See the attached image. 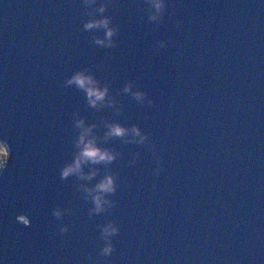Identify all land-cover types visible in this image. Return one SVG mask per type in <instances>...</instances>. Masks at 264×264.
Here are the masks:
<instances>
[{
  "label": "water",
  "instance_id": "1",
  "mask_svg": "<svg viewBox=\"0 0 264 264\" xmlns=\"http://www.w3.org/2000/svg\"><path fill=\"white\" fill-rule=\"evenodd\" d=\"M101 17L110 44L84 28ZM77 71L104 104L65 83ZM78 119L116 158L61 178ZM0 132V264H264V0H0ZM105 174L95 212L84 189Z\"/></svg>",
  "mask_w": 264,
  "mask_h": 264
},
{
  "label": "clouds",
  "instance_id": "2",
  "mask_svg": "<svg viewBox=\"0 0 264 264\" xmlns=\"http://www.w3.org/2000/svg\"><path fill=\"white\" fill-rule=\"evenodd\" d=\"M151 6L156 10L158 14L163 8V0H150ZM99 12H103L104 5L100 4L98 9ZM151 19H156V15H152ZM85 29L89 28H103L105 30V37L103 40L97 38V44H110L111 36L115 29L110 27V22L107 17H101L100 19H90L84 24ZM66 84H75L78 88L84 90L89 106L97 107L105 103V97L108 93L107 86H100L99 83L88 73L77 71L73 73L65 82ZM131 88L130 84H125L123 91L129 92ZM137 100L143 98V93L140 91L131 93ZM108 105L111 106V98L107 101ZM75 126L81 129L77 140L76 146L79 149L73 158L71 164H67L61 169V178H64L70 174L82 175L85 179H90L96 174L98 170L90 169L87 174L81 172V165L84 164H109L116 158V153L108 148H103L97 145L95 137L92 135V128L95 125H84L83 119L75 121ZM104 138L112 136H124L130 134L131 139L136 143H143L145 135L133 125L131 128H124L122 125L115 122L105 123ZM10 156V146L7 143L4 134L0 132V171L5 168ZM115 180L113 175L105 174L101 180H99L91 189L85 188L84 191L88 193L93 202L92 211L101 212L105 205H109V201L105 198L106 193H112L115 191ZM54 214L59 216V210H54ZM61 231H64L61 228ZM117 232V227L110 221L107 224L101 226V234L105 238V245L101 249L103 255H109L112 251L111 244L108 242V237Z\"/></svg>",
  "mask_w": 264,
  "mask_h": 264
}]
</instances>
